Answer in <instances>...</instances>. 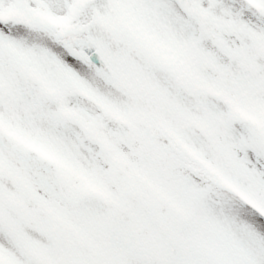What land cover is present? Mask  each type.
Listing matches in <instances>:
<instances>
[{
    "label": "snow or ice",
    "instance_id": "1",
    "mask_svg": "<svg viewBox=\"0 0 264 264\" xmlns=\"http://www.w3.org/2000/svg\"><path fill=\"white\" fill-rule=\"evenodd\" d=\"M0 264H264V0H0Z\"/></svg>",
    "mask_w": 264,
    "mask_h": 264
}]
</instances>
